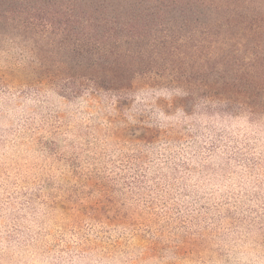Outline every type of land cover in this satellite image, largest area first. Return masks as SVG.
Returning <instances> with one entry per match:
<instances>
[{
	"label": "rangeland",
	"instance_id": "rangeland-1",
	"mask_svg": "<svg viewBox=\"0 0 264 264\" xmlns=\"http://www.w3.org/2000/svg\"><path fill=\"white\" fill-rule=\"evenodd\" d=\"M182 48L193 86L76 94L67 48L0 37V264H264V114L200 85L230 46Z\"/></svg>",
	"mask_w": 264,
	"mask_h": 264
},
{
	"label": "trees",
	"instance_id": "trees-1",
	"mask_svg": "<svg viewBox=\"0 0 264 264\" xmlns=\"http://www.w3.org/2000/svg\"><path fill=\"white\" fill-rule=\"evenodd\" d=\"M13 36L43 48H67L86 71L82 86L125 94L137 76L147 79L158 59H170V83L193 86L175 58L204 57L218 44L230 46L213 82L228 109L264 114V0H0V37ZM168 61V60H167ZM210 63V59L207 60ZM207 72L214 66L207 65ZM68 78L76 70L68 68Z\"/></svg>",
	"mask_w": 264,
	"mask_h": 264
}]
</instances>
